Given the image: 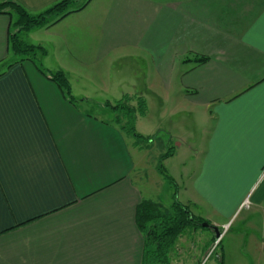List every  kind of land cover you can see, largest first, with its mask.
Segmentation results:
<instances>
[{
	"label": "crops",
	"instance_id": "0c3cea01",
	"mask_svg": "<svg viewBox=\"0 0 264 264\" xmlns=\"http://www.w3.org/2000/svg\"><path fill=\"white\" fill-rule=\"evenodd\" d=\"M12 1L37 14L60 0ZM13 17L0 14V264H143L136 210L162 204L146 183L144 148L106 104L99 117L73 91L72 76L111 54L144 57L172 81L178 108L211 124L190 148L189 203L178 202L216 239L190 240L181 264L218 248L220 264H264V244L252 239L264 214V0H91L40 30L47 39L27 32L37 63L11 51ZM59 71L73 100L49 78ZM199 201L211 217L195 215Z\"/></svg>",
	"mask_w": 264,
	"mask_h": 264
},
{
	"label": "rangeland",
	"instance_id": "374dc122",
	"mask_svg": "<svg viewBox=\"0 0 264 264\" xmlns=\"http://www.w3.org/2000/svg\"><path fill=\"white\" fill-rule=\"evenodd\" d=\"M85 1L76 0L70 8L76 9ZM45 27L46 25L37 27L38 29L35 31L37 33L32 34H36L39 39H47L44 31L43 34L40 31L44 30ZM27 34L30 33L23 32L18 35L19 41L26 45L37 46L31 39L33 35L28 38ZM30 55L35 58V63H37L36 59L40 56V52L33 48ZM19 59L21 58L19 57ZM144 62H146L145 58L140 55L127 54L120 59L116 54H111L108 58L98 61L92 68L82 69L80 70L81 74L72 76L73 91L81 98L86 97L85 102H80L83 110L104 118L107 117V114H105L103 105L114 104L119 101L122 99L121 93H125L130 99H136L135 109L137 110V106L140 105L145 112L140 115L138 110L135 132L140 137L134 139L144 148V171L147 173L146 183L152 190L151 196L157 195L158 198L155 199L168 207L178 201L183 204L189 203L190 196L187 200L188 196L185 194L184 188L188 177L186 171H190V159H188L191 157L190 148L199 149L211 124L207 122L204 125L199 114L189 113L188 110L182 108L179 109L178 106L182 102L179 98V92L173 88V85H170L172 81L169 83L168 80H159L150 65L147 66L149 69L143 67ZM80 75L83 76L82 79ZM141 100L142 104H140ZM107 112L110 114L109 116L113 117L109 111ZM137 121L138 127H136ZM128 137L130 138V135ZM170 151L172 156L163 159L162 157ZM173 151H177L178 156L175 155L177 157L172 154ZM160 167L163 173L159 172ZM150 171L154 172L152 176H150ZM166 176L173 178L176 184L171 183ZM197 205L198 212L195 213L197 217L204 219L208 216L211 217L212 214L206 212L205 206L200 201ZM256 217L253 220L255 229L252 231V239L258 240L257 243L262 246L264 244V214H256ZM238 226L240 224H234V231ZM196 229L195 233L190 232V229L186 231L187 233L183 232L182 235L186 241L180 243L179 246H174L169 251L168 264H181L184 261L187 248L191 247L189 245L190 240H193V248H195L194 244H197V248H202L203 242L216 239V234L211 229L205 227H197ZM233 235L235 233L231 232L228 239ZM224 244L225 241L222 245ZM219 254L220 248L212 249L203 252L201 256L198 254L199 257L196 258H200L198 264H220ZM151 259V257L148 258V260ZM230 260L231 257L228 259L226 257L224 263L230 264Z\"/></svg>",
	"mask_w": 264,
	"mask_h": 264
},
{
	"label": "trees",
	"instance_id": "16d2710c",
	"mask_svg": "<svg viewBox=\"0 0 264 264\" xmlns=\"http://www.w3.org/2000/svg\"><path fill=\"white\" fill-rule=\"evenodd\" d=\"M91 0H86L76 9H71L70 6L76 0H60L51 5L47 9L37 14H30L23 6L12 0L0 2V14L14 16L11 23L13 34L10 35V49L18 57L20 61L24 59L33 60L30 51H40L39 46H30L19 41L18 35L27 33L33 28L56 23L72 12L83 9ZM70 8V9H69ZM55 17V18H53ZM52 20V21H51ZM202 59H198L201 61ZM8 68V65L6 66ZM3 68H0V75L3 73ZM50 80L55 82L60 89L66 94L70 100H73L70 86L66 75L59 71L52 74ZM132 99L128 96H123L122 99L114 104L107 103L106 105L116 115V123L128 135L136 138L140 137L135 132L136 115H143L145 110L139 105L137 110L134 105H131ZM142 104V100L140 102ZM171 155V151L166 153L162 158L165 159ZM159 172L163 173L161 167ZM169 181L171 178L166 176ZM137 227L145 236V252L143 255V264H168V253L174 248L177 238L187 229H195L200 227L202 220L191 216L190 211L186 206L179 202H174L169 207L152 201H142L136 210ZM209 225V224H208ZM210 227V226H209ZM151 257V260L148 258Z\"/></svg>",
	"mask_w": 264,
	"mask_h": 264
},
{
	"label": "built area",
	"instance_id": "2783aa9c",
	"mask_svg": "<svg viewBox=\"0 0 264 264\" xmlns=\"http://www.w3.org/2000/svg\"><path fill=\"white\" fill-rule=\"evenodd\" d=\"M263 173H264V170H263ZM249 205V201L246 199L243 204H242V207H247ZM224 234V232L222 234H220L219 236V239L217 242H219L220 238L222 237V235Z\"/></svg>",
	"mask_w": 264,
	"mask_h": 264
},
{
	"label": "water",
	"instance_id": "95a60500",
	"mask_svg": "<svg viewBox=\"0 0 264 264\" xmlns=\"http://www.w3.org/2000/svg\"><path fill=\"white\" fill-rule=\"evenodd\" d=\"M201 226L202 227H209V225L207 223H204V224L202 223ZM214 230L217 231L216 229H214Z\"/></svg>",
	"mask_w": 264,
	"mask_h": 264
}]
</instances>
